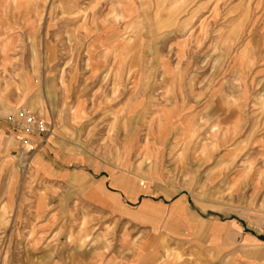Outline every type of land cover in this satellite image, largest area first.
Segmentation results:
<instances>
[{
	"label": "rangeland",
	"instance_id": "1",
	"mask_svg": "<svg viewBox=\"0 0 264 264\" xmlns=\"http://www.w3.org/2000/svg\"><path fill=\"white\" fill-rule=\"evenodd\" d=\"M0 264H264V0H0Z\"/></svg>",
	"mask_w": 264,
	"mask_h": 264
},
{
	"label": "crops",
	"instance_id": "2",
	"mask_svg": "<svg viewBox=\"0 0 264 264\" xmlns=\"http://www.w3.org/2000/svg\"><path fill=\"white\" fill-rule=\"evenodd\" d=\"M95 186H96V185H95ZM94 188H95V189L97 188V189H99V190L102 191V187H101V186H96V187H94ZM173 208H174L178 213H180V217H181L182 222H184V223L188 226V228L192 229V227H194V225H192V224L190 223V221H188V220L186 219V215H185V213H184V208H183V207H179L178 205L174 206ZM197 228H199V230H204V229H206L205 226H204V224H200L199 227H197ZM213 230H214L216 233H223V232H224V227L221 226V225H219V224H217V225H215V226L213 227Z\"/></svg>",
	"mask_w": 264,
	"mask_h": 264
},
{
	"label": "built area",
	"instance_id": "3",
	"mask_svg": "<svg viewBox=\"0 0 264 264\" xmlns=\"http://www.w3.org/2000/svg\"><path fill=\"white\" fill-rule=\"evenodd\" d=\"M28 123L32 122L30 119L27 120Z\"/></svg>",
	"mask_w": 264,
	"mask_h": 264
}]
</instances>
